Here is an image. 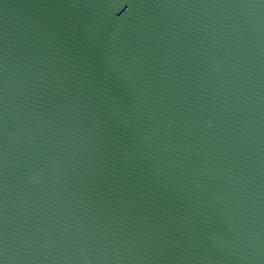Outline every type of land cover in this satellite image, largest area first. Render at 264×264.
<instances>
[{
  "label": "water",
  "instance_id": "1",
  "mask_svg": "<svg viewBox=\"0 0 264 264\" xmlns=\"http://www.w3.org/2000/svg\"><path fill=\"white\" fill-rule=\"evenodd\" d=\"M0 264H264V0H0Z\"/></svg>",
  "mask_w": 264,
  "mask_h": 264
}]
</instances>
